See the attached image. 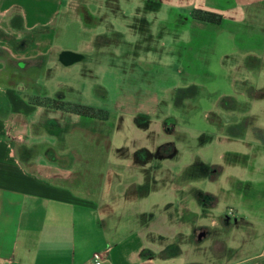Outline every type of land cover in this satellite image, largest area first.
<instances>
[{
  "label": "rangeland",
  "instance_id": "obj_1",
  "mask_svg": "<svg viewBox=\"0 0 264 264\" xmlns=\"http://www.w3.org/2000/svg\"><path fill=\"white\" fill-rule=\"evenodd\" d=\"M180 1H22L38 10L43 43L34 59L20 52L6 84L26 102L56 98L109 116L34 110L13 120L9 143L28 171L98 199L110 243L135 234L154 264H181L229 240L219 264L237 262L264 243V145L251 134L264 131V18L257 5L235 12L207 0L224 17L205 24ZM54 49L86 61L64 68ZM162 145L172 158L154 153ZM48 147L70 155H44ZM140 148L147 154L134 155ZM212 166L223 168L215 180ZM189 237L201 252L168 260Z\"/></svg>",
  "mask_w": 264,
  "mask_h": 264
},
{
  "label": "crops",
  "instance_id": "obj_2",
  "mask_svg": "<svg viewBox=\"0 0 264 264\" xmlns=\"http://www.w3.org/2000/svg\"><path fill=\"white\" fill-rule=\"evenodd\" d=\"M22 1L0 0V264H94V253L103 256L100 264H154L157 255L140 240L138 243L135 234L126 241L109 242L110 234H106L99 220L98 199L42 179L14 157L15 151L9 143L13 120L28 118L34 110L51 111L30 105L6 84L7 76L12 74L11 66L14 63L22 66L20 52L28 51L30 59H34L38 54V45L43 43L35 35L40 29L38 10L33 8L32 2L24 8ZM190 3L191 11L200 9L224 17L223 9L213 1L189 0L187 4ZM178 5L183 6L184 0ZM228 5L226 10L235 12L240 11L238 6L246 9L257 5L264 18V0H229ZM44 43L47 44V40ZM52 52L64 68L72 65L59 60V57L63 58L60 50ZM48 149L43 150L44 155H55L60 159H68L70 155L59 153L52 147ZM141 151L147 154L140 148L134 155ZM24 152L29 154L31 150ZM204 232L207 234L208 231ZM185 239L168 260L186 252H201L200 240L193 242L192 237ZM218 242L221 250L209 247L204 251L206 255L203 259L181 264H219L228 251L229 240ZM225 264H264V243L256 254Z\"/></svg>",
  "mask_w": 264,
  "mask_h": 264
},
{
  "label": "trees",
  "instance_id": "obj_3",
  "mask_svg": "<svg viewBox=\"0 0 264 264\" xmlns=\"http://www.w3.org/2000/svg\"><path fill=\"white\" fill-rule=\"evenodd\" d=\"M190 18L196 22H201L215 26H220L223 20L222 16L219 14L209 11H203L200 9H193L190 13ZM28 103L32 106L49 109L55 112L69 114L71 116H76L78 118L90 119L97 122H105L108 120V116H109L106 111L101 109H95L89 106H83L79 104H71L50 97L33 96L28 100ZM251 134L254 137V139L258 140L259 142H261L262 145H264V131H262L259 128L253 127L251 128ZM166 146L167 145H162L157 149L156 154H158L160 158L162 157L172 158L174 156V154L172 153H168V154L164 153L165 149L167 148ZM211 170H214L215 177L210 178V180H215L217 175H219L222 172V167L212 166ZM202 194L212 200L211 206L216 205L217 198L214 195L208 193H202ZM196 200L199 203H201V200H199L198 196L196 197ZM222 221L225 222V224H228L227 221H229V218L226 217ZM199 235L201 234H198L197 238H199Z\"/></svg>",
  "mask_w": 264,
  "mask_h": 264
},
{
  "label": "water",
  "instance_id": "obj_4",
  "mask_svg": "<svg viewBox=\"0 0 264 264\" xmlns=\"http://www.w3.org/2000/svg\"><path fill=\"white\" fill-rule=\"evenodd\" d=\"M61 56L63 57V58H66V59H68L67 61L68 62H65V63H68V64H73L74 62H80V61H82L84 58H85V56L84 55H82V54H73V53H69V52H63V53H61ZM168 122H171L172 123V125H174V121H172V120H168L167 122H165L164 124H167ZM202 235H199V238L201 237Z\"/></svg>",
  "mask_w": 264,
  "mask_h": 264
},
{
  "label": "built area",
  "instance_id": "obj_5",
  "mask_svg": "<svg viewBox=\"0 0 264 264\" xmlns=\"http://www.w3.org/2000/svg\"><path fill=\"white\" fill-rule=\"evenodd\" d=\"M102 255L100 253H94L92 255V260L94 261V264H100L102 261Z\"/></svg>",
  "mask_w": 264,
  "mask_h": 264
},
{
  "label": "flooded vegetation",
  "instance_id": "obj_6",
  "mask_svg": "<svg viewBox=\"0 0 264 264\" xmlns=\"http://www.w3.org/2000/svg\"><path fill=\"white\" fill-rule=\"evenodd\" d=\"M59 60H61L62 62H68V61L66 60V58H61V57H59ZM83 61H86V58H84Z\"/></svg>",
  "mask_w": 264,
  "mask_h": 264
}]
</instances>
